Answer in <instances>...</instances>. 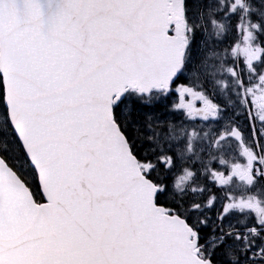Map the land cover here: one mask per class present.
Instances as JSON below:
<instances>
[{"label":"snow or ice","instance_id":"1","mask_svg":"<svg viewBox=\"0 0 264 264\" xmlns=\"http://www.w3.org/2000/svg\"><path fill=\"white\" fill-rule=\"evenodd\" d=\"M0 264H264V0H0Z\"/></svg>","mask_w":264,"mask_h":264}]
</instances>
